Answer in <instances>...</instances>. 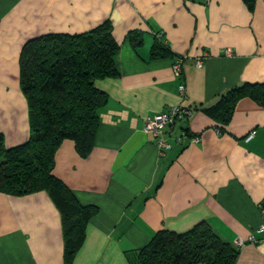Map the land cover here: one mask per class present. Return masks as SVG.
Here are the masks:
<instances>
[{
	"label": "crops",
	"instance_id": "1",
	"mask_svg": "<svg viewBox=\"0 0 264 264\" xmlns=\"http://www.w3.org/2000/svg\"><path fill=\"white\" fill-rule=\"evenodd\" d=\"M107 19L119 43V74L95 81L108 100L98 111L94 146L81 156L65 139L55 153L54 174L80 202L98 207L73 264H132L157 230L182 231L202 219L224 240H244L233 264H264V105L241 98L221 132L193 109L241 82L264 81V0H252L251 7L246 0H0L6 147L29 135L19 79L24 43L49 32L86 31ZM133 30L141 33L137 45L129 38ZM158 31L169 52L152 56ZM179 54L185 59L175 76ZM175 104L193 109L177 125L200 139L170 136L162 153L145 120ZM63 255L61 215L50 194L0 191V264H64Z\"/></svg>",
	"mask_w": 264,
	"mask_h": 264
},
{
	"label": "trees",
	"instance_id": "2",
	"mask_svg": "<svg viewBox=\"0 0 264 264\" xmlns=\"http://www.w3.org/2000/svg\"><path fill=\"white\" fill-rule=\"evenodd\" d=\"M246 2L252 6V0ZM140 36L139 31L129 32L134 45L141 42ZM168 48L157 38L151 55L166 54ZM118 49L112 23L107 19L78 33L38 35L27 40L19 54L29 135L24 142L6 147L0 132V191L20 195L45 190L50 194L61 215L64 264H73L86 226L98 207L80 202L54 174L55 153L65 139L74 141L81 156L91 152L100 124L98 111L108 100V94L96 87L95 81L119 74L114 61ZM178 57L185 59L184 55ZM244 97L264 105V81L241 82L225 90L214 102L195 104L193 109L211 117L221 132L227 129L237 102ZM183 127L188 136L193 135L187 126ZM238 251L236 244L224 240L202 219L182 231L157 230L137 249L132 264H233Z\"/></svg>",
	"mask_w": 264,
	"mask_h": 264
},
{
	"label": "built area",
	"instance_id": "3",
	"mask_svg": "<svg viewBox=\"0 0 264 264\" xmlns=\"http://www.w3.org/2000/svg\"><path fill=\"white\" fill-rule=\"evenodd\" d=\"M162 32L158 31L156 33L157 38H161ZM226 54H231V48L227 47L225 49ZM182 63L183 59L177 58L173 64V72L175 76H180L182 73ZM197 64H201V60H196ZM178 90L180 94H184L185 84L181 81L178 84ZM192 113V110L189 106L183 104L171 105L163 111H160L153 116L148 117L145 120L144 130L147 132L153 133L156 138V144L159 147L160 151L163 153L165 149L171 146L168 141V137L173 136L177 141H181L187 135L186 129L183 126H178L177 124L181 121L188 118ZM191 141H198L200 137L198 134H193L189 137ZM262 212H264V207H262ZM260 231H264V224L259 228ZM250 240L253 239L252 236L249 237ZM244 240L238 238L235 240L236 245H242Z\"/></svg>",
	"mask_w": 264,
	"mask_h": 264
}]
</instances>
